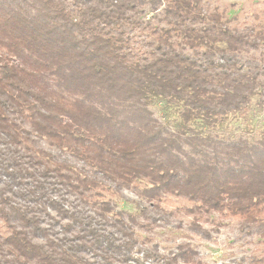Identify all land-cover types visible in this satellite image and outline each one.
<instances>
[{
    "label": "trees",
    "instance_id": "trees-1",
    "mask_svg": "<svg viewBox=\"0 0 264 264\" xmlns=\"http://www.w3.org/2000/svg\"><path fill=\"white\" fill-rule=\"evenodd\" d=\"M219 2L0 0V264H200L122 208L173 197L264 242V26Z\"/></svg>",
    "mask_w": 264,
    "mask_h": 264
},
{
    "label": "rangeland",
    "instance_id": "rangeland-1",
    "mask_svg": "<svg viewBox=\"0 0 264 264\" xmlns=\"http://www.w3.org/2000/svg\"><path fill=\"white\" fill-rule=\"evenodd\" d=\"M219 3L230 15L238 16L234 25L241 31L250 32L264 26V0H220ZM33 83L39 85L40 81L33 78ZM127 194L134 197L129 191ZM162 206L165 219L152 223L141 215V209L136 205L122 204L128 214L138 217L136 237L139 243L145 242L150 249H157L165 255L176 252L179 246L193 248L197 252L195 260L200 264H249L253 258H263L264 242L242 230L238 220L213 215L206 221V217L194 211V203L186 199L173 197ZM195 222L202 230H194ZM148 237L152 238L149 242ZM150 260L144 259L143 262L156 264Z\"/></svg>",
    "mask_w": 264,
    "mask_h": 264
}]
</instances>
